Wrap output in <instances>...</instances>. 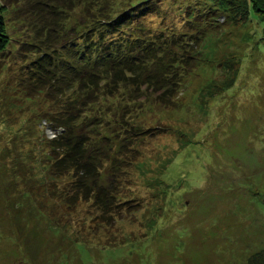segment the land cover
Returning a JSON list of instances; mask_svg holds the SVG:
<instances>
[{"label": "rangeland", "instance_id": "1", "mask_svg": "<svg viewBox=\"0 0 264 264\" xmlns=\"http://www.w3.org/2000/svg\"><path fill=\"white\" fill-rule=\"evenodd\" d=\"M256 1L264 8V0ZM158 3L161 16L200 6L211 9L203 16L213 19L203 17L211 25L201 27L198 40L188 39L193 31L185 29L184 42L191 45L181 47L192 50L191 67L178 86L177 104H136L138 112L126 114L128 124L152 130L119 194L137 207L108 223L98 221L91 201L63 208L65 180L50 175L53 159L46 149L47 140L62 133L47 115L61 103L17 91L13 61L34 35L4 10L0 264H251L256 255L262 257L252 264H264V13L251 7L247 13V0ZM151 22L163 24L156 17ZM24 47L25 58L36 51ZM82 104L89 131L97 123L92 114L101 108ZM98 129L109 134L112 126ZM125 134L111 131L106 144L118 147L124 139L116 137ZM109 168L106 161L99 182H109Z\"/></svg>", "mask_w": 264, "mask_h": 264}, {"label": "trees", "instance_id": "2", "mask_svg": "<svg viewBox=\"0 0 264 264\" xmlns=\"http://www.w3.org/2000/svg\"><path fill=\"white\" fill-rule=\"evenodd\" d=\"M158 1L0 0V48L6 45L7 8L14 22L34 35L30 42L22 43L13 61L19 72L17 91L42 94L50 103H61L57 113L47 115L54 129L60 128L62 133L47 140L46 149L53 159L50 175L65 180L60 192L63 208L73 210L80 201H91L100 222L116 220L137 207V202L119 194L124 187L122 180L128 179L127 168L152 129L128 124L126 114L135 110L136 104L151 108L158 104L162 109L177 104L178 86L191 67L192 50L181 47L191 45L184 42L185 29L193 31L188 39L198 40L204 33L201 27L211 25L204 18L213 19L203 16L211 9L200 6L182 7L178 16H169L171 12L166 11L161 16ZM247 2V13L250 7L264 13L256 0ZM153 17L163 24L153 27ZM168 20L172 26H167ZM24 45L36 48L28 51L30 58H25L28 49ZM109 99L115 102V111L110 110ZM82 103L91 109L96 105L101 108L92 114L91 121L97 123L89 131L90 120L80 111L85 107ZM105 125L112 126L109 134L98 129ZM120 129L128 134L116 137L123 142L118 147L106 144L111 131ZM109 151H114L112 158ZM106 161L110 164L109 182H99ZM260 257L253 256L251 264Z\"/></svg>", "mask_w": 264, "mask_h": 264}]
</instances>
